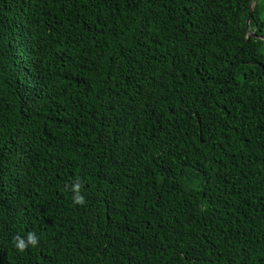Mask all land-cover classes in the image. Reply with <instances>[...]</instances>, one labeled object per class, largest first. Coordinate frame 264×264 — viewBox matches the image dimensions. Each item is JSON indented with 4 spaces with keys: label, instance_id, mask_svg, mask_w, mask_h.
I'll use <instances>...</instances> for the list:
<instances>
[{
    "label": "trees",
    "instance_id": "obj_1",
    "mask_svg": "<svg viewBox=\"0 0 264 264\" xmlns=\"http://www.w3.org/2000/svg\"><path fill=\"white\" fill-rule=\"evenodd\" d=\"M0 264H264V0H0Z\"/></svg>",
    "mask_w": 264,
    "mask_h": 264
},
{
    "label": "clouds",
    "instance_id": "obj_2",
    "mask_svg": "<svg viewBox=\"0 0 264 264\" xmlns=\"http://www.w3.org/2000/svg\"><path fill=\"white\" fill-rule=\"evenodd\" d=\"M70 191L72 193L73 203L75 205H84L86 203L85 196L82 193V184L77 181L72 184L70 187ZM40 238L33 232H29L26 237H16L14 241L15 248L23 252L28 248H36L39 246Z\"/></svg>",
    "mask_w": 264,
    "mask_h": 264
},
{
    "label": "water",
    "instance_id": "obj_3",
    "mask_svg": "<svg viewBox=\"0 0 264 264\" xmlns=\"http://www.w3.org/2000/svg\"><path fill=\"white\" fill-rule=\"evenodd\" d=\"M256 6V3L252 4L251 7H250V10H249V16H248V20H247V26H248V29L250 27V23L253 19V12H254V8ZM248 36L249 37H256V35L254 33H251L250 31L248 32Z\"/></svg>",
    "mask_w": 264,
    "mask_h": 264
}]
</instances>
